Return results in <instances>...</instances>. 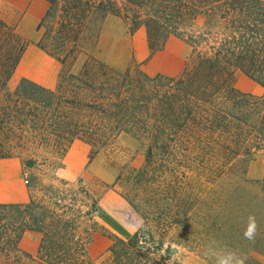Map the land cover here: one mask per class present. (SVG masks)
Listing matches in <instances>:
<instances>
[{
    "label": "trees",
    "instance_id": "trees-1",
    "mask_svg": "<svg viewBox=\"0 0 264 264\" xmlns=\"http://www.w3.org/2000/svg\"><path fill=\"white\" fill-rule=\"evenodd\" d=\"M45 1L38 45L68 70L56 90L28 79L12 89L24 46L0 20V158L11 156L9 141L30 130L59 149L76 139L102 148L124 133L147 142L149 158L178 150L186 158H215L220 231L228 230L230 206H264V178L250 180L246 170H236L241 158L264 153V99L234 87L237 71L264 87V0ZM111 16L132 33L144 29L151 51L162 49L171 37L184 41L190 48L184 72L123 71L91 54L73 72L82 49L96 47ZM244 188L249 192L245 201L239 197ZM48 191L47 202L0 203V254L15 252L4 262L0 255V264L177 263L172 248L151 231L115 238L104 260H91L72 216L74 203L68 204L58 187ZM28 231L42 235L36 257L19 247ZM241 231L234 234L244 237Z\"/></svg>",
    "mask_w": 264,
    "mask_h": 264
},
{
    "label": "rangeland",
    "instance_id": "rangeland-1",
    "mask_svg": "<svg viewBox=\"0 0 264 264\" xmlns=\"http://www.w3.org/2000/svg\"><path fill=\"white\" fill-rule=\"evenodd\" d=\"M47 8L48 3L45 11ZM12 18L7 22L0 16L13 29L24 52L11 88L28 79L56 90L68 68L38 45L44 29L32 27L30 20L20 26L16 14ZM87 54L123 71L138 69L150 76H179L185 70L190 48L171 37L162 49L151 51L144 29L132 33L126 23L111 16L96 47L82 49L73 72L87 60ZM234 87L241 94L264 99V87L240 71L234 75ZM41 136L39 131L30 130L9 141L11 156L0 158V164H5L0 168H7L10 175L19 170L27 202H47L51 186L62 190L67 203H74L72 216L87 240L91 260H104L115 238L129 239L138 231H151L165 248H172L177 260L174 264H217L227 252L233 260L243 255L250 264H264L263 205L230 206L233 215L228 230H219V194L213 180L220 173L214 170L215 158H186L182 150L149 158L148 143L124 133L102 148L76 139L59 149L42 141ZM2 142L7 144L6 140ZM236 168L241 173L246 170L250 180L263 179L264 153L255 151L249 158H241ZM0 191L3 199L10 198V189ZM243 196L248 200L246 188L239 192V197ZM250 214L258 224L254 241L238 238L236 233L244 232ZM41 238L38 232H26L19 244L21 252L36 257ZM0 255L4 262L14 258L15 252L6 250Z\"/></svg>",
    "mask_w": 264,
    "mask_h": 264
},
{
    "label": "crops",
    "instance_id": "crops-1",
    "mask_svg": "<svg viewBox=\"0 0 264 264\" xmlns=\"http://www.w3.org/2000/svg\"><path fill=\"white\" fill-rule=\"evenodd\" d=\"M3 5V6H2ZM0 16L3 20L11 22L15 14L20 19L19 25H23L29 20L32 27L39 25L44 11L47 7L45 0H0ZM46 12V11H45ZM30 22V23H31ZM4 166L5 164H0ZM0 188L10 189V198L3 199L0 191V203H25L27 202V192L25 186L21 184L19 170L10 175L7 168H0Z\"/></svg>",
    "mask_w": 264,
    "mask_h": 264
},
{
    "label": "clouds",
    "instance_id": "clouds-1",
    "mask_svg": "<svg viewBox=\"0 0 264 264\" xmlns=\"http://www.w3.org/2000/svg\"><path fill=\"white\" fill-rule=\"evenodd\" d=\"M258 232V224L255 215H249L247 217L246 228L243 232L245 239L254 241ZM246 257L242 255L241 258L233 260L231 255L221 257L217 264H245ZM183 264V262H182Z\"/></svg>",
    "mask_w": 264,
    "mask_h": 264
}]
</instances>
